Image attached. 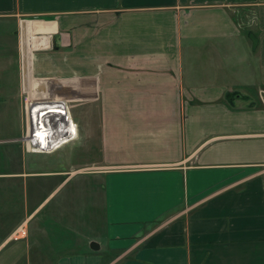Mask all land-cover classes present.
<instances>
[{
    "label": "crops",
    "instance_id": "1",
    "mask_svg": "<svg viewBox=\"0 0 264 264\" xmlns=\"http://www.w3.org/2000/svg\"><path fill=\"white\" fill-rule=\"evenodd\" d=\"M32 78L79 104V137L26 154L24 121L0 140V264L32 263L52 195L31 179L68 184L37 159L73 163L97 128L105 225L54 264H264V0H0V103Z\"/></svg>",
    "mask_w": 264,
    "mask_h": 264
},
{
    "label": "rangeland",
    "instance_id": "2",
    "mask_svg": "<svg viewBox=\"0 0 264 264\" xmlns=\"http://www.w3.org/2000/svg\"><path fill=\"white\" fill-rule=\"evenodd\" d=\"M32 84L35 90L31 89L34 91L38 89L40 93H46L48 90V86L45 85L44 80L39 81L32 78ZM252 92V90L247 91V93L254 95ZM68 103L71 111L73 110L72 113L76 114L75 112L78 110L79 104L77 102ZM86 109H88L90 114H93L95 111H92V108ZM22 114H24L22 103L16 101L15 98L0 103V140L21 136L24 127ZM98 135L97 128L96 134L89 137L90 144L86 145V148H77L73 152V163L61 164L62 166L57 165L58 167H54L50 166L51 163L42 162L37 159L38 174H54V172L58 171L62 173L59 178L68 184L58 189L57 187H53L51 190L45 191L46 187L41 185V181L35 179H31L32 181H30L32 201L43 196L52 195L49 200L51 201L50 204L44 205L37 211L34 210L35 206L31 204V264H54L52 261L58 257V254L65 252L69 253V255L77 253L80 251V244L93 241L100 235L101 228L105 225V213L101 177L104 169L96 164L100 158ZM20 144L26 152L25 145L22 142ZM13 149L16 150L14 146H5L3 143H0V154ZM41 159L47 161L45 158ZM4 167L5 165L0 163V171H4ZM38 174L37 176L40 177ZM55 189L57 190L54 191ZM27 226L29 231L30 227L29 225ZM21 227L24 226H20L18 229ZM24 240H31L30 232L27 233Z\"/></svg>",
    "mask_w": 264,
    "mask_h": 264
},
{
    "label": "built area",
    "instance_id": "3",
    "mask_svg": "<svg viewBox=\"0 0 264 264\" xmlns=\"http://www.w3.org/2000/svg\"><path fill=\"white\" fill-rule=\"evenodd\" d=\"M23 89V115L25 121V134L20 140L26 148L27 153L34 154H52L60 149L74 143L78 140L79 128L74 121L70 109V105L66 100L59 98H45L37 95V92L33 89L25 86ZM49 113L50 116L58 113L62 115L61 120L56 123L54 120V130L49 131V127L52 123L43 113ZM57 115V114H56ZM44 127V129H42ZM68 128V131L64 132V128ZM69 127H75L70 131ZM74 130V131H73ZM47 133L43 140L47 141V146H42L43 143L37 138L40 133ZM45 135V134H44ZM49 137V138H48ZM26 230L21 227L15 231L16 238L26 236Z\"/></svg>",
    "mask_w": 264,
    "mask_h": 264
},
{
    "label": "bare ground",
    "instance_id": "4",
    "mask_svg": "<svg viewBox=\"0 0 264 264\" xmlns=\"http://www.w3.org/2000/svg\"><path fill=\"white\" fill-rule=\"evenodd\" d=\"M43 114H46V116H48L47 118L49 119V120H51V125L50 126H48L49 127V131H51V130H54V120H56V123H58L61 119L60 118H62V115L61 114H59V112L58 113H55V114H53V115H51L50 116V114L49 113H43ZM57 114V115H56ZM75 128V127H74ZM73 127H69V129H70V131H72V129H74ZM42 129H44V127H42ZM64 130V132H66V131H68V128H64L63 129ZM74 131V130H73ZM45 134V135H44ZM47 135V133L45 132V133H43V135H42V133H40V135L38 136V138H37V140L39 141L40 140V142L45 138V136ZM49 138V137H48ZM43 143L41 144L42 146H47L48 144H47V141L46 140H43L42 141Z\"/></svg>",
    "mask_w": 264,
    "mask_h": 264
},
{
    "label": "water",
    "instance_id": "5",
    "mask_svg": "<svg viewBox=\"0 0 264 264\" xmlns=\"http://www.w3.org/2000/svg\"><path fill=\"white\" fill-rule=\"evenodd\" d=\"M250 39L253 43V50H256L257 46H258V41H257V38L253 35V34H250ZM235 98H240L239 95L235 96ZM233 100V98H231ZM90 248L92 250H94L95 252L98 251L100 249L99 245L96 244V242H93L91 245H90Z\"/></svg>",
    "mask_w": 264,
    "mask_h": 264
}]
</instances>
